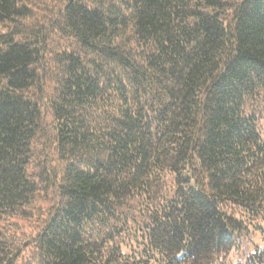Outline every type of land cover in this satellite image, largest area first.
I'll return each mask as SVG.
<instances>
[{
  "label": "trees",
  "instance_id": "obj_1",
  "mask_svg": "<svg viewBox=\"0 0 264 264\" xmlns=\"http://www.w3.org/2000/svg\"><path fill=\"white\" fill-rule=\"evenodd\" d=\"M0 264H264V0H0Z\"/></svg>",
  "mask_w": 264,
  "mask_h": 264
}]
</instances>
